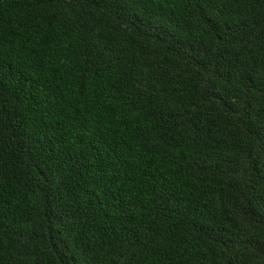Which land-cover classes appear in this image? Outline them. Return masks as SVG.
<instances>
[{
    "label": "trees",
    "instance_id": "obj_1",
    "mask_svg": "<svg viewBox=\"0 0 264 264\" xmlns=\"http://www.w3.org/2000/svg\"><path fill=\"white\" fill-rule=\"evenodd\" d=\"M0 264H264V0H0Z\"/></svg>",
    "mask_w": 264,
    "mask_h": 264
}]
</instances>
